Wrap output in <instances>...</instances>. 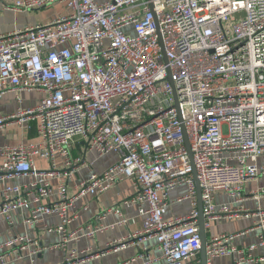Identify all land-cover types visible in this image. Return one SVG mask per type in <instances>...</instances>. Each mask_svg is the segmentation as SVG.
<instances>
[{"label":"built area","instance_id":"2783aa9c","mask_svg":"<svg viewBox=\"0 0 264 264\" xmlns=\"http://www.w3.org/2000/svg\"><path fill=\"white\" fill-rule=\"evenodd\" d=\"M16 11L52 4L65 8L47 20L0 33V98L15 94L16 107L0 113V128H33L37 140L0 147V216L27 211L22 222L45 225L65 247L82 235L94 236L111 225L87 221L70 229V208L86 194H98L128 180L141 227L108 243L137 253L119 264H201L197 190L201 189L204 228L218 218L255 214L256 244L235 246L239 233L206 239V264L229 256L233 264L259 262L264 247V211L242 206L247 182L264 174L257 159L264 151V0H0ZM168 71L173 86L167 79ZM178 103L175 107V97ZM39 92V101L23 106L21 92ZM223 125L227 126L224 133ZM25 127V128H26ZM117 161L91 172L68 196V180L87 166L73 154L75 143ZM187 141V144H186ZM188 146V147H187ZM191 154V159L189 153ZM38 156L48 163L39 168ZM60 161V165H59ZM195 173V175H194ZM28 178L21 184L12 183ZM184 185V214L166 217L170 192ZM223 192L230 204H217ZM264 189L253 194L258 199ZM108 213L127 218L118 207ZM154 239L159 254L150 258L144 243ZM45 249L38 238L0 237V264ZM90 250L70 249L65 264Z\"/></svg>","mask_w":264,"mask_h":264},{"label":"crops","instance_id":"0c3cea01","mask_svg":"<svg viewBox=\"0 0 264 264\" xmlns=\"http://www.w3.org/2000/svg\"><path fill=\"white\" fill-rule=\"evenodd\" d=\"M104 1V0H99ZM30 24H33L30 23ZM21 27L17 25L16 28ZM14 28L0 33H5ZM23 106H32L36 104L41 94L39 92H21ZM16 101L15 94L8 92L0 98V113H8L15 109ZM19 127L17 124H10L0 128V147L3 145H14L17 143H29L35 142L37 137L33 128ZM73 154L84 158L87 166L77 171L72 178L68 180L69 190L68 196L73 197L76 195L75 184L87 177L91 172L100 173L107 167L113 165L118 157L114 152H109L103 156H98L96 153L86 151L83 143H75L73 146ZM1 159V156H0ZM34 163L39 168H48V163L42 158L35 156ZM59 161V165H60ZM258 166H264V151L257 159ZM28 178H18L12 183L21 184L27 182ZM264 189V174L259 176L256 180L247 182L244 186L242 206L250 211H256L260 208L264 211V196H260L258 199L253 197L255 192ZM186 188L184 185L177 187L170 192V204L166 210V217H173L175 215L184 214L189 209L187 201L175 202L176 198L185 194ZM131 194L130 182L123 180L117 184L111 186L107 190L98 194H86L78 197L73 206L70 208V213L74 214L73 220L69 226L70 229H75L87 221L102 222L105 225H111L102 232H97L94 236L82 235L78 240L70 241L65 247L50 249L49 246L55 244L58 237L54 232H48L44 226H55L58 222L56 216H46L42 222L36 226H28L23 224L22 218L27 215V211H14L11 213L13 223L10 225L3 217L0 216V237L1 240H7L17 234H27L31 237L39 239L40 244L45 248L40 253L34 255H26L23 259L12 260L6 264H65L64 259L70 249L77 250H90L82 255L80 261L74 264H119L137 253V247L129 245L123 250H117L110 248L108 243L116 238H119L129 232L138 230L141 227V217L137 214L134 206H123L122 200L129 197ZM2 198L0 196V202ZM215 201L217 204H230L231 207L237 205L231 202V198L223 192H217L215 194ZM182 204L181 212H173L172 209L176 208L175 205ZM110 207H118L122 210L123 215L127 218L125 224L118 225L121 217L108 213L103 219H99L98 216L103 211ZM257 216L255 214L246 218H218L209 221V226L205 227V238L221 233H239L235 237L233 244L235 246H248L256 244L260 236V230L255 227ZM144 245L147 246V252L150 258H156L159 251L156 247L154 239L147 240ZM253 255L255 257H264V247L257 246ZM211 264H233L232 258L229 256L213 258ZM245 264H264V260L259 262H247Z\"/></svg>","mask_w":264,"mask_h":264},{"label":"rangeland","instance_id":"374dc122","mask_svg":"<svg viewBox=\"0 0 264 264\" xmlns=\"http://www.w3.org/2000/svg\"><path fill=\"white\" fill-rule=\"evenodd\" d=\"M9 2V0H7ZM5 2H0V30L6 31L8 29L14 28L17 29L16 26L20 25L21 27L28 25L30 23H37L44 20H47L51 17L62 14L65 11V8L59 4H52L50 6L33 9L30 11H16L12 8L4 7ZM20 28V27H19ZM12 29V30H14ZM8 32V31H7ZM223 132L225 133L227 130V126L223 125ZM42 168V167H41ZM176 208H173L172 211L179 213L180 209L183 207L182 204H176Z\"/></svg>","mask_w":264,"mask_h":264},{"label":"water","instance_id":"95a60500","mask_svg":"<svg viewBox=\"0 0 264 264\" xmlns=\"http://www.w3.org/2000/svg\"><path fill=\"white\" fill-rule=\"evenodd\" d=\"M167 79L171 82L172 86H173V81L171 78V75L168 71V77ZM173 94L175 97V107L178 108V103H177V99H176V95H175V90L173 87ZM187 144V141H186ZM188 147V146H187ZM190 159H191V154L188 151ZM195 175V173H194ZM195 177V183H196V190H197V209H198V229H199V233H200V242H201V246H200V260H201V264H206V256H205V242H206V238H205V230H204V216H203V208H202V201H201V189L198 183V180Z\"/></svg>","mask_w":264,"mask_h":264}]
</instances>
